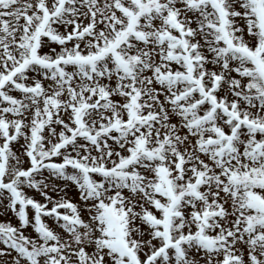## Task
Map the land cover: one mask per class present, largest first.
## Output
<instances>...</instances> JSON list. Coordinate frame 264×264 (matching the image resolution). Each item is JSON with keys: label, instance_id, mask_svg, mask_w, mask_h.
Returning a JSON list of instances; mask_svg holds the SVG:
<instances>
[{"label": "snow or ice", "instance_id": "snow-or-ice-1", "mask_svg": "<svg viewBox=\"0 0 264 264\" xmlns=\"http://www.w3.org/2000/svg\"><path fill=\"white\" fill-rule=\"evenodd\" d=\"M0 264H264V0H0Z\"/></svg>", "mask_w": 264, "mask_h": 264}]
</instances>
